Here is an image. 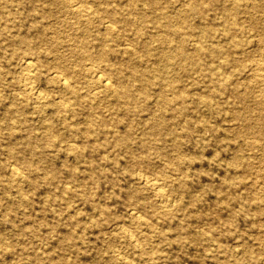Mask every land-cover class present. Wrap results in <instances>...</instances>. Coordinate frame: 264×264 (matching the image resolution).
<instances>
[{
	"label": "rangeland",
	"instance_id": "rangeland-1",
	"mask_svg": "<svg viewBox=\"0 0 264 264\" xmlns=\"http://www.w3.org/2000/svg\"><path fill=\"white\" fill-rule=\"evenodd\" d=\"M84 1L0 0V9L4 11L0 22L9 21L10 33L32 36L36 29L30 23L40 19L38 24L43 25L45 40L34 44L41 50V57L48 59L31 79L36 77L45 91L53 93L55 88L54 83L48 81L50 48L67 54L75 47L71 33L73 21L79 15L72 14L69 5ZM100 1L116 4L115 0ZM160 1L170 12L179 6V0ZM252 1L255 0H248ZM256 1L257 7L250 9L249 17L240 13V36L247 43L238 50L237 55L242 53L241 60L230 58L227 62L228 68H233L229 73L236 93L230 94L228 87L220 100L232 105L210 116L206 105L192 101L193 93L205 92L202 84L206 78L200 71L188 72L176 58L172 65H165L166 70L161 75L178 78L179 86L189 95L183 114L193 118L196 114L202 115L210 123L208 128H201L196 122L193 133H186L171 119L181 141L178 150L174 151L176 148L169 140L164 142L163 149H157L156 140L146 158L144 154L148 152L134 141L126 149L121 144H106L102 135L97 142L91 135L85 138L81 132L87 127L83 109L74 118L67 119V122H77L74 124L77 145L68 149L66 142L60 139L44 147L45 159L56 176L42 165L28 170L25 161H17L8 153V145L14 143L17 154L30 160L31 153L23 151L19 143L31 127L32 133L40 132L44 119L51 120L57 130L69 131L63 118L65 113L54 112L50 103L39 111L34 95L23 90L22 76L27 71L14 64L26 52L24 46L13 54L7 37H0V264H151L146 261L151 255L157 256L155 264H264V140L252 135L253 128L232 115L234 109L244 112L236 95L244 94L247 101L254 104L264 88L263 75L243 72L248 67L264 65V0ZM215 11L210 8L209 17L202 23L194 17L198 26L194 31L199 27H212L217 36L214 40L224 42L225 35ZM43 12L44 18H40ZM129 17L138 19L135 14ZM106 19L102 16L92 27L107 36L105 44L114 50L109 62L117 64L123 60L125 65L119 73L126 77L130 75L126 61L131 59L122 52L121 45L109 39L111 33L107 34L108 30L101 23ZM173 21L178 20L173 18ZM116 28L135 46L131 62L137 67L153 69L155 61L138 62L137 59L146 53L145 41L152 47L157 42L143 35L141 41L134 43L138 32L135 33L131 24L119 22ZM150 31L146 27V32ZM153 52L156 56V49ZM219 59L207 57L212 66L217 65ZM61 61L71 66L64 74L67 79L82 95H87L93 75L76 72L77 63L72 56H65ZM104 62L108 60L101 64ZM195 80H199L198 83H194ZM155 87L147 86L152 93L142 99L153 107L157 99ZM14 96L19 98L16 106L20 107L22 121L11 125L1 117L6 108L14 104ZM109 100L110 96L95 100L97 106L92 109L95 117L117 116ZM165 108L164 116H170L171 108ZM146 115L147 112L132 111L128 119L139 121ZM125 123L126 118L116 119L115 126L123 132ZM104 126L101 124L100 128ZM139 130L134 126L130 137ZM177 152L183 157L182 170H186L181 182L167 164ZM13 164L22 168L24 180L11 177ZM69 186L75 191L73 195L64 191ZM139 197L145 200L142 208H136L135 199ZM101 209L105 212L99 213ZM67 235L70 236L65 238ZM193 235L198 236L197 240ZM6 246L10 249H3ZM155 249L158 252L154 253Z\"/></svg>",
	"mask_w": 264,
	"mask_h": 264
},
{
	"label": "bare ground",
	"instance_id": "bare-ground-1",
	"mask_svg": "<svg viewBox=\"0 0 264 264\" xmlns=\"http://www.w3.org/2000/svg\"><path fill=\"white\" fill-rule=\"evenodd\" d=\"M115 1V5L104 1L101 2L100 0H85L84 2H75L69 5L70 12L80 16H77L73 21L74 30L71 33L76 44L67 54H62L56 48H50L52 56L48 62L47 71L50 73L48 81L53 82L55 86L53 93L43 90L42 85L34 79L36 77L33 80L31 79L33 73L36 76L40 66H44V61L48 59L41 57V50L34 44L35 41L43 42L45 40L43 25L40 27V24H38L40 19L33 20L30 23V26L36 29L35 34L32 36L10 33L11 25L9 21L0 22V37H7L12 47V53H17L21 46L25 48L26 52L14 64L25 69V72L27 71L26 75L22 76L21 85L23 90L27 91L29 95H34L33 101L35 103L38 102L39 111H42L50 103L54 107V112L65 113L63 118H65L64 120L68 127L67 131H69L64 133V131L57 130L52 121L47 119L42 120L43 129L40 132L32 133L33 129L31 127L30 131L23 136L22 141L19 143L23 151L26 150L31 153L32 158L30 160H25L24 157H20L17 154V146L14 143L13 145H8L9 155L17 161H25L26 169L32 171L35 167L42 165L46 171H52L51 174L56 176V171L52 168L50 162L45 159L44 147L51 145V143L55 144L60 139L66 142L65 145L68 149H72L77 145L75 143L77 136L75 131L77 130L74 127L77 122H67V119L70 116L74 118L83 109L86 110L84 117L87 127L81 132L84 137L86 136L85 138L91 135L97 142L99 136L102 135L106 144H121L126 149H129L131 146L129 143L134 141V143L144 147L146 152H148L144 154L146 158L151 153L152 148H154L156 140L160 143V145L159 143L156 144L157 149H163L164 142L169 140L173 144L172 146L176 148L174 151L178 150L181 141L177 138L178 135L175 133L176 130L171 119H173V122L177 121L186 133H193L196 122L201 128H208L210 123L208 124L202 115L196 114V117L193 118V116L190 117L183 114L189 95L179 86L178 78L175 76L169 78L161 77L166 70V66L168 64L172 65L171 62L174 58L180 60L182 66L188 69V72L200 71L206 78V81L202 84L205 92L193 93L194 96L190 99L206 105L210 116L233 104L226 100L223 103L220 100L228 87L231 89L229 90L230 94L234 95L236 93L232 76L229 73V70L231 69L232 71L233 68H228L227 62L230 58L237 61L241 60L239 56H242V53L237 55L240 53L238 50L247 43L240 36L242 32L241 24L239 23L241 19L240 13L244 12L249 17L251 15L249 14L250 9L257 7L258 3L256 0L252 2H248V0H179V6L176 7L174 12L166 10L160 0ZM210 8L216 9L215 13L220 19L218 25L225 35L224 42L214 40L217 36L216 31L212 27H199L197 31H194L198 26L193 18L198 17L199 22H204L209 17L208 10ZM1 14H4V11L2 12L0 9ZM131 14L137 15L138 19L132 20L129 17ZM44 16L45 12L39 15L40 18H44ZM102 16L107 18L101 23L108 30L106 33H111V38L109 39L121 45L122 52L129 55L128 57L131 60L132 56L135 55L136 49L134 44L127 41L122 33L117 32L116 25L119 22L122 25L131 24L135 33L138 32V35L133 40L134 43L141 41L143 35L150 36L152 40L156 41L157 43L153 47L148 40L145 41L144 50L146 53L144 57L143 55L139 59L135 57L139 60L138 62H141L142 59L153 60L156 63L155 67L154 65L153 69L147 66L137 67V64L135 65L130 60L126 61V67L130 68V75L125 77L120 74L121 68L125 65L124 61L121 60L117 64L112 61V63L109 62L114 50L112 47L106 46L107 36L97 31V28L94 29L92 27L94 26L93 22L102 18ZM173 18H177L178 21L174 22ZM254 23L255 26H258L257 21H254ZM146 27L152 31L147 33ZM188 43L191 44L190 47L187 46ZM153 49L157 51L156 56ZM66 50H68V47ZM46 53L44 54L45 57L47 56ZM68 55L72 56L77 63L75 65L76 72H86L93 75V82L87 95H82L64 75L68 67L71 66L64 64L61 60ZM207 57L220 59L217 65L212 66ZM107 60L108 62L101 64V62ZM85 62L89 63V66ZM243 72L263 77L264 65L261 67L251 66L243 69ZM1 75L2 72L0 71V81ZM198 81L195 80L194 83H198ZM152 84L156 86L155 93L157 96L154 107L142 100L144 99L143 97H148L152 93L147 88V86L149 87ZM260 95L261 97L254 104L247 101L246 95H236L244 112L234 109L232 115L253 128L252 135L261 137L264 140V126H261L264 120V88ZM106 96H110V108L116 112L118 117L112 116L106 119L101 115L98 118H103L98 119L93 115L94 107L97 106L95 100ZM51 97L53 100H50ZM18 99L17 96H14V104L6 108L4 115L1 117L9 120L11 125H15L17 120L22 121L20 107L16 106ZM168 106L171 108V112L168 114L170 116L165 117V107ZM132 111L137 113L147 112V115L139 121L134 118L129 120V114ZM122 118H126V123L124 131L120 132L115 125L116 119L120 120ZM108 121L109 123H107ZM101 124L107 127L100 128ZM134 126H137L140 130L137 133L135 132V136L130 137ZM157 151L160 154V150ZM182 158L180 152H177L173 154L171 161L167 163L173 173H176V179L180 182L184 181L186 177L184 174L186 170L183 169V171L181 167ZM10 174L12 178L19 181L25 179L22 168L14 164L10 168ZM163 179L168 184L167 176H164ZM64 191L72 195L75 192L71 186ZM143 199L142 197L135 199L136 208L143 207L145 201ZM167 201L169 200H165V202ZM94 205H97L95 201ZM104 212V209L99 211V213ZM131 213L133 214L134 212L132 211ZM69 236L67 235L65 238ZM197 237V235H193L194 240H197ZM3 249L9 250L10 246H6ZM154 251V253L158 252L156 249ZM156 258L157 256L151 255L146 258V261L155 264L157 262ZM94 264H102V262H95Z\"/></svg>",
	"mask_w": 264,
	"mask_h": 264
}]
</instances>
